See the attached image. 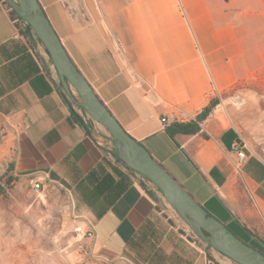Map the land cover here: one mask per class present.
<instances>
[{
	"label": "crops",
	"instance_id": "1",
	"mask_svg": "<svg viewBox=\"0 0 264 264\" xmlns=\"http://www.w3.org/2000/svg\"><path fill=\"white\" fill-rule=\"evenodd\" d=\"M38 2L123 129L210 214L264 251V158L236 127L196 121L212 88L219 94L240 77L229 64V30L216 28L206 0ZM85 114L64 93L42 43L27 27L18 31L0 0V127L7 133L0 173L66 190L73 215L95 229L92 249L105 262L237 264L194 240L160 191L117 159L108 131ZM169 115L200 130L172 140V124L160 121ZM243 143L247 160L239 164L231 149Z\"/></svg>",
	"mask_w": 264,
	"mask_h": 264
},
{
	"label": "rangeland",
	"instance_id": "2",
	"mask_svg": "<svg viewBox=\"0 0 264 264\" xmlns=\"http://www.w3.org/2000/svg\"><path fill=\"white\" fill-rule=\"evenodd\" d=\"M206 2L216 28L229 30L225 39L229 64L240 77L219 94L212 88L211 101L218 104L204 120H217L221 128L236 127L264 158V0ZM74 96L79 100L75 92ZM9 178L0 173V183H4L0 186V264H111L94 254L90 240L79 236L77 229L86 226L73 215L66 190L51 185L36 193L30 181L12 178L8 183ZM163 203L176 213L166 200Z\"/></svg>",
	"mask_w": 264,
	"mask_h": 264
},
{
	"label": "water",
	"instance_id": "3",
	"mask_svg": "<svg viewBox=\"0 0 264 264\" xmlns=\"http://www.w3.org/2000/svg\"><path fill=\"white\" fill-rule=\"evenodd\" d=\"M4 1L44 46L66 96L109 132L120 161L154 185L202 242L237 264H264V254L240 240L210 214L141 143L123 129L70 59L38 0ZM199 118L203 119L204 113L199 114Z\"/></svg>",
	"mask_w": 264,
	"mask_h": 264
},
{
	"label": "built area",
	"instance_id": "4",
	"mask_svg": "<svg viewBox=\"0 0 264 264\" xmlns=\"http://www.w3.org/2000/svg\"><path fill=\"white\" fill-rule=\"evenodd\" d=\"M3 1V0H2ZM6 3V2H5ZM7 6V4H5ZM101 12V11H100ZM26 27V23L25 22H18V26H17V29L18 31H23V29H25ZM115 43L117 45V49L118 51L123 54L125 52V49H124V46L123 44L121 43V41L115 37ZM86 116L89 117V115L85 114ZM161 124L163 126H165L166 124H174V123H177L178 122V117L175 116V115H169V116H166V117H163L161 120ZM6 131H5V128L4 127H0V141L4 140L6 138ZM246 143H243L242 145H238V144H235L232 146V149L231 151L233 153L236 154L237 156V159H238V163L241 164L243 162H245L247 160V156H246V153H245V149H246ZM134 175L137 177V179H141L143 181H148L146 178H144L142 175L138 174V173H135L134 172ZM149 182V181H148ZM150 183V182H149ZM151 184V183H150ZM30 185L32 187V190L36 193H41V192H44L45 189L49 186H51L52 184L50 183H47L45 182L44 179L40 178V177H33L31 178L30 180ZM0 186L1 187H4V183H0ZM164 199V198H163ZM165 200V199H164ZM167 206L169 208L170 205L166 202ZM172 209V208H171ZM173 210V209H172ZM185 223V222H184ZM185 227H186V230L187 232L190 234V236L196 240V241H201L194 233L193 231L189 228V226L185 223ZM77 232L79 234V236L82 238V239H86V240H90L92 241L94 238H95V229L91 226H86L85 229H82V228H78L77 229ZM202 242V241H201Z\"/></svg>",
	"mask_w": 264,
	"mask_h": 264
},
{
	"label": "trees",
	"instance_id": "5",
	"mask_svg": "<svg viewBox=\"0 0 264 264\" xmlns=\"http://www.w3.org/2000/svg\"><path fill=\"white\" fill-rule=\"evenodd\" d=\"M3 2L5 3V1L3 0ZM6 4V3H5ZM7 8L9 9L13 19H14V22L16 24V26H18V22L22 21L16 14L15 12L7 5ZM24 22V21H22ZM26 27L33 33V31L31 30V28L26 24ZM22 33V31H20ZM34 34V33H33ZM218 104L217 101H211L210 103V107H206L204 109V118L203 119H200L199 116L197 117V120L198 121H203L211 108L215 107L216 105ZM200 130L199 126L191 121L189 123H174L172 124L169 128L166 129V132L168 134V136L173 140L174 139V136L176 134H195L197 133L198 131ZM117 157V155H116ZM117 159L120 161V159L117 157ZM121 162V161H120ZM122 163V162H121ZM123 164V163H122ZM124 165V164H123ZM127 169H129L126 165H124ZM129 171H131L132 173H134L132 170L129 169ZM12 181V178H9L8 179V183H10ZM181 184V183H180ZM184 187V186H183ZM226 226V225H225ZM227 227V226H226ZM236 237H238L240 240H242L232 229H230L229 227H227ZM243 241V240H242ZM244 242V241H243ZM246 243V242H245ZM248 244V243H246ZM249 246H252L250 244H248ZM254 247V246H252ZM255 249H257L258 251H260L262 254H264L263 251L259 250L258 248L254 247Z\"/></svg>",
	"mask_w": 264,
	"mask_h": 264
},
{
	"label": "bare ground",
	"instance_id": "6",
	"mask_svg": "<svg viewBox=\"0 0 264 264\" xmlns=\"http://www.w3.org/2000/svg\"><path fill=\"white\" fill-rule=\"evenodd\" d=\"M224 106V105H223Z\"/></svg>",
	"mask_w": 264,
	"mask_h": 264
}]
</instances>
